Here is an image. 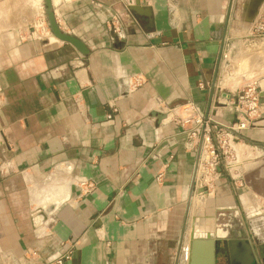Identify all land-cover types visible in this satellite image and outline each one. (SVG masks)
Listing matches in <instances>:
<instances>
[{"label":"crops","instance_id":"crops-1","mask_svg":"<svg viewBox=\"0 0 264 264\" xmlns=\"http://www.w3.org/2000/svg\"><path fill=\"white\" fill-rule=\"evenodd\" d=\"M51 1L89 54L31 33L0 66V264H188L191 239L236 233L264 264V40L239 43L242 0L229 16L230 0H143L142 15L134 0ZM247 80L260 113L229 141L245 187L220 175L205 207L226 224L185 234L205 195L178 120L192 104L225 130Z\"/></svg>","mask_w":264,"mask_h":264},{"label":"rangeland","instance_id":"rangeland-1","mask_svg":"<svg viewBox=\"0 0 264 264\" xmlns=\"http://www.w3.org/2000/svg\"><path fill=\"white\" fill-rule=\"evenodd\" d=\"M263 11L264 7L262 6L258 16ZM28 22H32V29L26 27ZM31 33L40 38L45 34L51 36L45 18L43 1H0V66L4 63V61L6 62L7 57H9L12 53L18 42H23V40H25ZM236 135L239 136V133ZM227 139L228 137L225 136V141ZM214 148L216 149V144H214ZM236 148L239 149V146H236ZM224 150L226 151L225 153L219 152V170H213V168L210 167L211 157H209L208 171L199 173V176H201L204 180L206 179L208 186L205 189V197H202V200L194 202L190 216L187 215L186 222L183 227V232H185V234L190 230L209 232L213 231V229H218L219 223L226 224L227 218L219 217V222L217 220L218 214H212V216H210V212H206L205 207L209 202L215 200L216 183L220 175L223 174L229 178V182L231 183L230 185L236 189L234 190L235 192L238 191V188L245 187L244 183L239 178L240 169L238 168V158H236L234 152H231L229 144L225 145ZM228 238L230 237L228 236ZM217 262V264H223L222 258L219 257Z\"/></svg>","mask_w":264,"mask_h":264},{"label":"built area","instance_id":"built-area-1","mask_svg":"<svg viewBox=\"0 0 264 264\" xmlns=\"http://www.w3.org/2000/svg\"><path fill=\"white\" fill-rule=\"evenodd\" d=\"M258 40H264V11L260 13L254 23H252L247 36L242 38L239 43L246 51L247 49L252 48L254 42ZM233 50L234 48L232 47V51ZM260 92L261 89L258 80H247L242 83L238 90L235 104V110L238 114L237 120L231 126L224 128L225 130L219 128L215 124H211L208 119H204L194 105L188 104L187 108H185L189 114L188 117L179 119L178 121L182 126H190L187 135L191 147L199 145L193 184V189L196 192L199 190H205L208 186L206 179L204 180L199 176V173L208 171L209 157H211L210 167L213 168V170H219V152H226L224 147L226 144H229L230 138H232V133H234L235 136H238L236 134H238L239 131L245 130L246 127L250 125V121L259 115ZM223 136L228 137L226 140L227 142ZM214 144H216V149L214 148ZM231 152L234 151L232 150ZM68 256L69 253H65L63 258L67 259Z\"/></svg>","mask_w":264,"mask_h":264},{"label":"water","instance_id":"water-1","mask_svg":"<svg viewBox=\"0 0 264 264\" xmlns=\"http://www.w3.org/2000/svg\"><path fill=\"white\" fill-rule=\"evenodd\" d=\"M44 5V13L48 29L50 34L59 42L68 44L76 49V51L83 57L89 54V50L85 44L76 37L63 32L55 19L54 11L51 0H42ZM233 0H230L228 16L230 15ZM264 4V0H242L241 3H237L234 6L235 14L242 19V21L250 25L254 22L259 14L261 7ZM144 8L143 0H134V4L129 6V11L137 15L147 14L143 12ZM227 16V18H228ZM214 87V86H213ZM198 193H206L205 190H199ZM48 210L42 216L45 219L49 215ZM202 248L207 250V254L202 251ZM206 254L209 256V264H217L218 258L221 257L223 264H255L254 248L248 242L246 235L236 233L234 237L228 238V235L222 238H216L215 240H209L208 242L192 241L190 244V252L188 264H196L199 258V254ZM179 256V255H178Z\"/></svg>","mask_w":264,"mask_h":264},{"label":"bare ground","instance_id":"bare-ground-1","mask_svg":"<svg viewBox=\"0 0 264 264\" xmlns=\"http://www.w3.org/2000/svg\"><path fill=\"white\" fill-rule=\"evenodd\" d=\"M263 9V8H262ZM51 37L52 38H54L52 35H51ZM55 39V38H54ZM56 40V39H55ZM58 41V40H57ZM59 42V41H58ZM240 148V147H239ZM241 152V151H240ZM244 154V153H243ZM240 165V164H239ZM237 166V165H236ZM239 168V167H238ZM240 169V168H239ZM201 194H204V193H201ZM225 236V235H224ZM224 236H222V235H216L213 239H211L209 236H205L204 238H205V243H206V241L208 242L209 240H215L216 238H222V237H224ZM192 239H191V241H190V244L192 243ZM189 250H190V245H189ZM184 254H183V260L184 261H186L187 260V252H188V246L186 247V246H184Z\"/></svg>","mask_w":264,"mask_h":264}]
</instances>
